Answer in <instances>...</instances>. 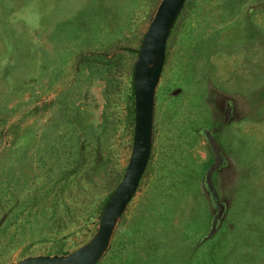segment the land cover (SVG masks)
<instances>
[{
  "label": "rangeland",
  "instance_id": "1",
  "mask_svg": "<svg viewBox=\"0 0 264 264\" xmlns=\"http://www.w3.org/2000/svg\"><path fill=\"white\" fill-rule=\"evenodd\" d=\"M158 1L0 0V264L52 253L39 239L57 173L87 176L68 237L95 229L128 157L132 66ZM137 221L132 264H264V0L183 2L149 157L93 264H109Z\"/></svg>",
  "mask_w": 264,
  "mask_h": 264
},
{
  "label": "water",
  "instance_id": "2",
  "mask_svg": "<svg viewBox=\"0 0 264 264\" xmlns=\"http://www.w3.org/2000/svg\"><path fill=\"white\" fill-rule=\"evenodd\" d=\"M184 0H159L142 35L132 66L133 125L125 167L87 239L64 253H33L12 264H93L108 246L113 228L135 191L151 147L154 89L171 26Z\"/></svg>",
  "mask_w": 264,
  "mask_h": 264
},
{
  "label": "trees",
  "instance_id": "3",
  "mask_svg": "<svg viewBox=\"0 0 264 264\" xmlns=\"http://www.w3.org/2000/svg\"><path fill=\"white\" fill-rule=\"evenodd\" d=\"M78 170L79 169L70 170V171H67V173L64 171H60L64 173L63 174L57 173V175L55 174V177L57 176L56 179L58 180V186L55 187V190L57 192V195L59 196V200L56 204V207L54 206L53 209L50 211L49 223L45 225L46 229L44 233L40 235L41 238L39 239V241L50 243V246L43 248L42 251L64 253V252L69 251L73 247H75L78 243L77 241H75L74 233H76L79 230L74 227L72 228L70 227L69 231H67L66 229L67 227L70 226V224H73V226H75L80 222V220H78L76 217L69 216L70 213H69V205H68L69 201L72 202L73 199L76 198V195H77L76 192L85 189V186H83L81 182L82 181L87 182V180L84 179L85 177H87L86 173L83 172L81 174L79 173ZM48 174L49 173L43 175V177L49 181L51 180V178L47 176ZM64 197L68 198L67 199L68 202H65L64 201L65 199L64 200L62 199ZM106 198L100 205V208H98L99 210L96 215L97 219L101 211V208L103 204L105 203ZM141 218H143V215L141 216ZM140 223H141L140 221L135 222L136 229L124 231V234L126 233L128 237L125 240L118 241L117 252L114 254L113 256L114 258L112 257L114 261L112 260L109 264H114L116 260H117V264H132L133 263V255H131V257L129 256L130 248L134 247V243L136 240L135 237L137 236V233L139 231L138 224ZM82 228H85V226ZM69 235H74V237L72 238L68 237ZM113 235L114 233L112 232L110 241L106 249H109L112 246Z\"/></svg>",
  "mask_w": 264,
  "mask_h": 264
}]
</instances>
